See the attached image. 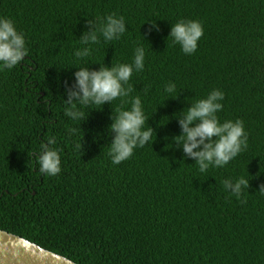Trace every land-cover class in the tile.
Instances as JSON below:
<instances>
[{"label":"trees","instance_id":"16d2710c","mask_svg":"<svg viewBox=\"0 0 264 264\" xmlns=\"http://www.w3.org/2000/svg\"><path fill=\"white\" fill-rule=\"evenodd\" d=\"M112 13L127 32L76 58L87 20L98 27ZM0 17L27 47L15 67L0 68L1 231L76 264H264V0H0ZM182 19L204 27L192 55L168 37ZM139 44L145 68L129 97L85 107V121L64 114L76 67L131 63ZM169 82L178 99L164 92ZM213 89L225 93L219 119L242 120L248 145L202 173L175 144L174 114ZM135 96L156 136L114 165L111 117ZM52 137L62 170L47 176L37 154ZM240 177L249 187L237 197L224 181Z\"/></svg>","mask_w":264,"mask_h":264},{"label":"clouds","instance_id":"9594fccd","mask_svg":"<svg viewBox=\"0 0 264 264\" xmlns=\"http://www.w3.org/2000/svg\"><path fill=\"white\" fill-rule=\"evenodd\" d=\"M148 23L153 29L159 30L156 21ZM127 30L125 18L116 13L104 17L98 27L88 19L85 31L79 38L81 47L75 50L74 55L84 60L91 55V45L99 44L101 37L105 42L119 40ZM203 35L204 27L200 21L182 19L171 25L168 37L172 38L174 45L180 46L185 55H192L197 51L198 42ZM26 54L24 34L17 29L13 20L0 17V68L15 67ZM145 60L146 49L143 44H139L134 49L131 63H119L111 67L100 65L98 70L88 66L76 67L78 70L73 74L74 83L65 88L67 99L64 101L69 107L65 108L64 114L73 121H85L89 116L83 110L85 107L103 106L118 98L129 97L134 90L129 81L134 72L144 70ZM164 92L169 99L179 98L174 82L167 83ZM224 99L225 93L222 90L213 89L206 97L190 103V107L174 114L181 129L180 135L173 138L175 144L185 158H191L198 164L202 173L210 167H224L248 145V134L242 120L221 122L219 119L217 114L223 110ZM130 105L127 110H118L111 117L112 123L108 129L111 135L109 156L114 165L130 159L137 148H143L152 142L155 133L147 124L149 118L145 115L142 99L139 96L132 97ZM146 124L148 127H145ZM69 131L72 135H77L79 129L73 127ZM55 144V138H49L41 143L37 154L39 172L47 176H56L62 170L61 156L53 147ZM245 187H249V180L244 177L224 181V188L237 197Z\"/></svg>","mask_w":264,"mask_h":264},{"label":"water","instance_id":"95a60500","mask_svg":"<svg viewBox=\"0 0 264 264\" xmlns=\"http://www.w3.org/2000/svg\"><path fill=\"white\" fill-rule=\"evenodd\" d=\"M0 264H76L14 234L0 230Z\"/></svg>","mask_w":264,"mask_h":264}]
</instances>
